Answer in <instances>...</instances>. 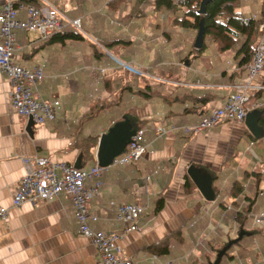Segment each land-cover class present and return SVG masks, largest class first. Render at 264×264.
<instances>
[{
    "label": "crops",
    "instance_id": "1",
    "mask_svg": "<svg viewBox=\"0 0 264 264\" xmlns=\"http://www.w3.org/2000/svg\"><path fill=\"white\" fill-rule=\"evenodd\" d=\"M45 1L57 6L68 19L80 18L85 38L52 43L42 39L37 31L16 30V63L29 70L37 66L44 70V79L32 89L35 98L61 101L56 119L34 124L32 132L28 130L29 121L17 113L13 104L11 79L0 71V205L10 209L7 220L0 221V264H103L92 241L78 233L70 195L62 193L52 201H40L35 206L25 202L20 207L12 206L13 196L26 174L24 157L39 156L80 165L81 151L75 140L90 134L103 135L128 111L147 122L144 127L147 152L137 162L115 163L105 169L101 177L86 182L87 187L97 180L102 182L99 194L87 204L89 212L98 217L97 221H90V226L121 235V254L131 258L133 264H193L195 259L206 262L208 255L213 259L212 247L222 245L228 235L235 236L238 229L229 189L235 180L246 177V173L264 168V147L241 163L229 162L233 157L240 159L237 148L249 131L244 130L242 124L224 123L221 129L216 125L192 135L185 133L183 127L208 116L236 91L242 79H247L248 71L246 67L241 69L237 48L222 52L211 42L202 56L185 61L196 33L174 26L171 14L155 13L152 7L146 12H154L155 21L146 15L137 18L131 13L133 0H121L122 4L115 7L108 4L110 0ZM262 1L245 0L241 7L243 12L239 11L252 17L260 12ZM19 13V19H27L26 8H20ZM65 30L77 29L66 25ZM93 40L116 44L121 59L141 64L143 69L149 68L145 75L150 82L145 86H160L161 93L172 96L211 94L215 98L198 108L186 103L167 105L158 97L143 94L140 104L138 101L130 103L110 118L107 114L122 104L120 99L115 101L122 81L118 73L122 68L120 63L102 54L103 47H94ZM134 42L146 46L141 50ZM180 44L185 45L180 47ZM158 50L164 53L158 56ZM108 70L113 75L111 79L105 77ZM263 77L264 70L255 80L256 84H262ZM127 86L125 82L120 87ZM136 88L139 89L138 84L129 89L130 93H135ZM105 102L106 107L98 116L107 115L108 128L103 125L89 128V121L83 123V116L93 106L96 108ZM158 124L168 130L162 137L156 132ZM171 125L177 127L170 130ZM226 126L228 128L224 129ZM98 147L99 144L94 149V161L85 169L99 164ZM195 164L208 166L218 173L216 200L207 201L198 188L191 194L186 193L185 175ZM252 179L253 176L246 193L255 197ZM261 184L258 193L264 189ZM160 195L164 196L165 203L156 212ZM259 196L255 197L253 212L264 211V195L262 199ZM128 203L145 207L139 219L140 231L126 232L123 222L117 219L116 209ZM254 224L251 219V227ZM179 227H183L184 243L172 242L169 253L155 259L148 246ZM259 238L254 239V244L258 245L235 246L231 255L244 259L247 264H264V240L259 242ZM232 261L227 259L224 264H232Z\"/></svg>",
    "mask_w": 264,
    "mask_h": 264
},
{
    "label": "built area",
    "instance_id": "2",
    "mask_svg": "<svg viewBox=\"0 0 264 264\" xmlns=\"http://www.w3.org/2000/svg\"><path fill=\"white\" fill-rule=\"evenodd\" d=\"M17 1L0 0V71L6 73L11 79L13 85L11 96L17 113L27 121L32 120L34 124H44L56 119L61 101L35 98L32 89L44 79V70L41 66L29 70L16 63L14 59L16 30L37 31L42 39L48 40L53 34L63 31L66 25L72 24L77 30L83 32L81 19L66 18L57 6L45 0H40L41 5L39 6L21 5ZM20 8H26L28 11L27 19H19ZM257 14L255 13L253 17ZM260 28L263 34L249 66L248 78L236 85V91L228 95L224 103L208 116L195 124L185 125L183 127L185 133H199L228 121L244 122L248 113L264 109V99L250 97V91L264 89L263 84L255 82L264 70V23ZM115 58L121 63L120 66L134 73H144L139 65ZM176 127V125H171L170 130ZM156 132L159 137H162L168 130L165 125L158 124ZM146 152L145 129L142 128L134 133L128 149L117 157L114 163L130 165L139 161ZM23 161L26 174L14 193L13 207H20L25 202L35 206L40 201H52L62 193L70 195L74 201L78 233L92 241L102 256L103 264H133L131 258L121 254L122 247L119 244L121 235L94 230L90 226V221H97L98 217L89 212L87 204L99 194L102 182L97 180L90 187H87L86 182L94 177H100L102 167L96 165L91 169H85L71 163L56 162L39 156L24 157ZM259 195H264V189L259 192ZM9 210V207L0 205V221L7 220ZM144 212L145 207L140 203L121 204L116 209L117 219L123 222L126 232L141 230L139 219ZM250 215L256 224H264V211L255 214L251 212ZM153 257L157 259L156 255Z\"/></svg>",
    "mask_w": 264,
    "mask_h": 264
},
{
    "label": "trees",
    "instance_id": "3",
    "mask_svg": "<svg viewBox=\"0 0 264 264\" xmlns=\"http://www.w3.org/2000/svg\"><path fill=\"white\" fill-rule=\"evenodd\" d=\"M150 2H151L150 0H133L131 13L134 14V16H136L137 18H143L145 17V15L148 16L149 12H146V9H147V4H149ZM203 2L204 0H153L152 5H153V11L155 13L159 12L161 14L162 12H164L167 14H171L170 18L174 26H179L183 29L195 31L196 36L198 32L201 30V23H203L202 32L204 35V43L201 48H196L194 43L193 48L188 52V55L185 57V61H189V60L192 61L193 59L202 56L210 46L207 40H211L213 44L217 45L219 51L222 52L232 48H237L236 56L241 57L239 61L241 69L242 67H246V70L249 73V66L253 61L254 52L256 51L263 34L260 26L264 23V0L262 1L260 12L257 14L256 17L244 16L239 11V9L245 3V0H206L205 13H200V9L202 7ZM17 3L34 4L38 6L41 5V2L39 0H18ZM108 4L111 7H115L116 5H121L122 1L110 0ZM166 35H168L167 32ZM84 38L85 37L83 36V32L79 30H72V31L63 30L53 34L48 41L52 43L54 42L65 43L67 40L70 39L83 40ZM91 43L94 47L97 46L103 47L105 50L106 48H108V45L97 43L94 40L91 41ZM102 54H108V53L106 51L105 52L103 51ZM126 62H130V61H126ZM130 63L139 65L144 72L141 75L145 74V71L141 64L135 62H130ZM120 68L128 70L126 67L122 65L120 66ZM235 74H239V73H235ZM241 81H245V79H242ZM260 83L264 85V77ZM146 87L150 88V86L148 85ZM131 88L132 87L130 86L123 87L122 92L119 95H117L118 98L115 101H118V99L122 101L124 90ZM138 92L140 94L151 96L152 98L158 97L162 99L164 104L167 105H171L172 103H186V104H192V106H196V107L199 106L198 108H202L203 106L207 105L211 100L215 98V96L211 94L196 95V94L186 93L183 95L175 94L174 96H172L168 94H163L158 90H152L153 93L151 92L147 93L145 91H142V89L139 90ZM250 93H251L250 97L252 99H264V89L262 90L254 89L250 91ZM105 104L106 102L99 104L100 106H97L96 108L95 106H93L91 108V111L83 116V123H85L88 120H91L93 117L98 116L100 110L106 107ZM188 109L190 108H187L186 110ZM192 110H195V107L192 108ZM259 110H260L259 124L262 126L264 131V109H259ZM124 119H129V126L131 128V131H135V132L138 131L139 129L144 128L147 124V122L141 120L137 115H133L128 111V112H124V115L120 119L112 123L109 129L116 122L123 121ZM108 130L106 132H108ZM248 134L250 135V137L253 140L252 142L254 143L256 138L251 134L250 131H248ZM101 136L102 135L99 134L98 135L90 134L87 137H83L78 140H75L77 147L81 151V164L76 167L84 168L85 166L91 164L94 161V149L98 146ZM262 138H264V135ZM127 149H128V145L125 151ZM193 166L198 171H200L201 174L207 175L211 178V180L213 181V189L215 190L216 199H217L219 194V189L216 185V180H218L219 178V176L217 175L218 173L205 165L195 164ZM102 168L103 169L100 174V177L102 173L105 171V169L109 168V166ZM252 176H253L252 179L253 182H251V185L254 184L255 189L259 188L261 182L264 180V171L262 170L255 172L253 171L252 173H246V177L244 176L243 179L235 180L229 189L230 198L233 200L231 203L235 207V213H234L235 222L238 228L236 235L233 237L228 235L229 237H227V239L223 242L222 245L218 247L215 246L212 247V249L214 250L213 259L209 258L208 255V259L205 257L206 262H199V260L195 259L192 262L193 264H211L213 261H215L218 252L225 245H227L229 241L237 238L238 234L241 231H246L248 235L240 239L237 244L231 246V248L223 256L220 264H224L227 261V259L233 260L232 264H247L246 261H243L244 259L243 260L237 259L235 255L233 254L231 255L230 252L235 246H240L245 248V245L248 246L252 242V240L255 239L256 237L264 238V228L262 230H256L250 225L252 219L250 214L251 212H253L252 208L255 205L254 203L256 200L255 198L256 196L255 197L249 196L246 193V190L248 187H250L249 179ZM196 188L197 186L194 183L193 179L190 177L188 173H186L185 175L186 193L191 194L194 190H196ZM164 203H165V198L163 195H160L156 200V212H158L163 208ZM220 203L225 208L224 202L221 201ZM245 238L248 239L245 240V242L242 244L241 242ZM184 240H185V236L183 234V227H179L171 231L167 236H165L158 242H155L150 246H148V251L156 256H162L169 253L172 242H176L180 244V243H184Z\"/></svg>",
    "mask_w": 264,
    "mask_h": 264
},
{
    "label": "water",
    "instance_id": "4",
    "mask_svg": "<svg viewBox=\"0 0 264 264\" xmlns=\"http://www.w3.org/2000/svg\"><path fill=\"white\" fill-rule=\"evenodd\" d=\"M205 2L204 0L202 7L200 9V13H205ZM203 23H201V30L198 32L195 41V47L201 48L204 43V35L202 32ZM259 114L260 110H254L248 113L245 119V125L251 134L260 139L264 135V131L262 126L259 124ZM34 126V122L32 120L28 123V130L32 132V127ZM135 131H131L129 126V119H124L123 121L116 122L108 132L104 133L99 141L98 147V163L102 167H108L112 165L115 159L121 155L129 142L131 141L132 136ZM79 166V165H76ZM188 174L193 179L197 188L204 196L207 201H214L216 199V193L213 189V181L207 175L201 174L194 166H191L188 169ZM248 235L246 231H241L237 238L229 241L227 245H225L217 254L215 261L211 264H220L223 256L227 253V251L231 248L232 245L237 244L240 239L244 236Z\"/></svg>",
    "mask_w": 264,
    "mask_h": 264
},
{
    "label": "rangeland",
    "instance_id": "5",
    "mask_svg": "<svg viewBox=\"0 0 264 264\" xmlns=\"http://www.w3.org/2000/svg\"><path fill=\"white\" fill-rule=\"evenodd\" d=\"M151 2L149 3V4H147V10H151L152 9V7H153V5H152V2H153V0H150ZM239 10H242V12H243V10L244 9H242V8H240ZM153 16H154V18H153ZM147 18L149 19V20H154L155 21V19H157V17L155 18V13L154 12H149V14H148V16H147ZM171 22H172V20H171ZM71 26H74V25H72L71 24ZM195 40H196V37L193 39V41L190 43V50L193 48V44L195 43ZM208 41V44L210 45L211 44V40H207ZM96 42L97 43H100V44H105V45H108V48H106V50L104 49V52L106 51L108 54H105L106 55V57H108V58H112L113 60H115V61H118L115 57H120V52H119V48L117 47V45L116 44H113V43H109V42H106V43H102V42H99V41H97L96 40ZM134 45L135 46H138V49H141V50H143V48L146 46L145 45V43L144 44H136L135 42H134ZM185 45V44H184ZM184 45H178V46H184ZM98 47V46H97ZM165 49V48H164ZM161 50V49H160ZM160 50H158V51H156V54L159 56H161V54L162 53H164V52H162V51H160ZM171 50V52H173L172 51V49H170ZM189 50V51H190ZM230 50V49H229ZM229 50H226V51H229ZM233 50V49H232ZM225 51V52H226ZM224 52V51H223ZM229 53V52H228ZM154 54V53H153ZM122 56V55H121ZM120 59H121V57H120ZM149 71V68H146V69H144V71ZM154 72H158V71H154ZM145 74H147L146 72H145ZM145 74H143V75H139V74H136V73H134V72H132V71H129V70H126V69H120V71H119V73H118V76L119 77H121V79H122V81L121 82H119L120 83V86L121 85H124L125 84V82H128V84H129V86L130 87H135V85L136 84H138V87H139V89H137L136 91L137 92H135V93H133V94H131L130 93V90L128 89L127 90V94L126 95H124L123 96V100H122V104H120L119 106H118V108H114L110 113H108L107 115L108 116H110V118H111V116H113V115H115L116 113H118V110L119 109H121V108H123V110H125L128 106H129V104L130 103H135L136 101H138L139 102V104L142 102V97H144V95L143 94H140L138 91L140 90V89H142V91H145V92H147V93H150L151 92V90H159V91H161V87L160 86H158V87H156V86H153L152 88H147L145 85H146V83L148 84L149 82H150V78L147 76V75H145ZM105 77L107 78V79H111L112 77H113V75L111 74V72H109V70H108V72L105 74ZM145 79H147V82H145V81H143V80H145ZM155 80V79H154ZM155 81H160V80H155ZM154 81V82H155ZM154 84H156V83H154ZM119 85H118V87H117V90H118V94H120L121 92H122V90L123 89H121L122 87H120ZM116 96H114V98H115ZM126 107V108H125ZM107 115H105V114H103V115H100V116H96V117H93L91 120H88L89 121V125H88V127L89 128H97L98 126H104V127H106V128H108V123L106 122V120H107ZM224 123H232V124H237L236 122H233V121H228V122H224ZM224 123H222V124H218L216 127H218L217 129H221L222 128V126L223 125H225ZM239 124H242L243 125V129L244 130H248L247 129V127H246V125H245V122H240ZM228 127L226 126L224 129H227ZM235 131H236V128H235ZM191 135L192 134H194V132H192V133H190ZM249 134H246L245 136H243V138L241 139V141H240V143H239V146H238V148H237V152H239L240 153V159H237V157H233V158H231L230 160H229V162H242V160L243 159H250L249 158V155H251V154H253L255 151H257V150H259L261 147H264V138H260V139H257L256 138V140L254 141V144H255V146H252V148L250 147V145L252 144V138L250 137V136H248ZM245 152V153H244ZM248 154V156H246ZM260 171L262 170V171H264V168H262L261 167V169H259ZM262 184V187L264 188V180L261 182ZM260 188V187H259ZM258 190L257 189H255V191H253V193H252V195H254V196H258ZM261 199L263 198V196H259ZM254 214L255 213H258V212H253ZM150 214V213H149ZM225 220V222H227V220L226 219H224ZM253 228L254 229H256V230H262L263 228H264V225H257V224H254V226H253ZM248 238H245L241 243L243 244L244 242H245V240H247ZM264 240V238L263 237H260L259 238V242H262ZM255 243V241H254V239L252 240V242L250 243V244H253V245H258V244H254ZM246 244V243H245ZM249 244V245H250ZM253 245H251V246H253ZM236 247H238V246H236ZM235 247V248H236Z\"/></svg>",
    "mask_w": 264,
    "mask_h": 264
}]
</instances>
